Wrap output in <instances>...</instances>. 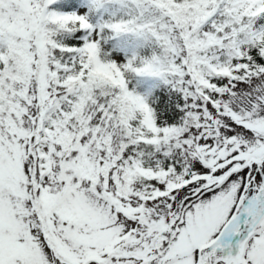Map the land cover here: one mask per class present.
<instances>
[{"label":"snow or ice","instance_id":"1","mask_svg":"<svg viewBox=\"0 0 264 264\" xmlns=\"http://www.w3.org/2000/svg\"><path fill=\"white\" fill-rule=\"evenodd\" d=\"M0 264H264V0H0Z\"/></svg>","mask_w":264,"mask_h":264}]
</instances>
